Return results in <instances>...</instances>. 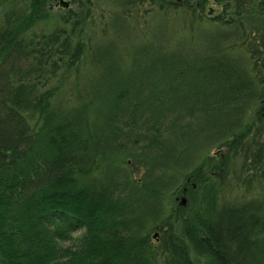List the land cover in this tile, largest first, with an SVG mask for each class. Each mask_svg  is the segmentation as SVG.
<instances>
[{"label":"trees","instance_id":"trees-1","mask_svg":"<svg viewBox=\"0 0 264 264\" xmlns=\"http://www.w3.org/2000/svg\"><path fill=\"white\" fill-rule=\"evenodd\" d=\"M49 1L0 0V264H264V0H111L126 54L82 36L99 0L39 32ZM236 158L261 191L219 201Z\"/></svg>","mask_w":264,"mask_h":264},{"label":"rangeland","instance_id":"rangeland-1","mask_svg":"<svg viewBox=\"0 0 264 264\" xmlns=\"http://www.w3.org/2000/svg\"><path fill=\"white\" fill-rule=\"evenodd\" d=\"M58 2H59V0H57L56 4L60 5V4H58ZM99 3H100V6L96 7L95 10H94L95 23H91L89 26H87L86 31H85V33L82 34V36L84 38L85 37H88V38L91 37L92 38V42H93L92 45H96L97 43H101L102 44L103 42L107 43L110 40L115 41L118 44L119 48H120V53L123 52V53L126 54L129 51L122 50V47L124 45L118 39L119 38L118 37L119 34L124 36L123 33H119L117 36H115V31L116 30L112 29V28H111L110 32H108L107 37L105 36L106 34L104 33V30L107 27V24H105V23L108 21V17L104 18L102 16V14L105 13L107 10H112V9L113 10H120V6L117 7L116 3L112 4L111 0H99ZM256 3H257V1L255 2V4ZM54 5L55 4H53V6ZM225 7L223 6V4H220L216 0H209V3H208L207 8H206V13L209 14L210 12H212L211 15L215 16L221 10H223V8H225ZM71 8H75V6L73 5ZM228 8H229L228 9V13L229 14H232L233 11L237 10V8L234 10V3H233L232 6H229ZM254 8H255V6L252 7V9H254ZM66 11L67 10H65V9H62V10H59V11H57L56 9H52V18L40 21L38 26H37V30L39 32H48L54 26L52 24H55V22L59 19V17L64 15L66 13ZM253 11H254L255 14H259V12H260L256 8ZM184 16L185 15L182 13L181 10L179 12H176V13H173L172 11H170L169 13H165V14L158 13V12L155 11L152 14L149 15L148 18L150 20L148 21V23L152 26L151 28H154V27H156L154 25H155L157 20H159V19H164L165 20V18H167L169 21H172V23H170V25L169 24L167 25V26L170 27L171 31H179L180 29H182L184 27V24H185V21H186V17H184ZM243 18L245 19V17H243ZM174 19H176V20H174ZM249 21L250 20H245L244 21L248 31L251 29L250 25H249L250 24ZM131 24H133V23H131ZM112 27H113V25H112ZM132 27H136V25L133 24ZM141 27L142 26H140L139 28H141ZM119 32H120V30H119ZM237 34L239 36L241 35V33H237ZM234 37H235V32H232V39ZM133 40L134 41H138V42L142 41V40L139 41L138 38H133ZM126 42L129 43V41H127V40H126ZM120 53H119V50H118V54H120ZM91 60H92V58H91L90 54H87L86 58L83 61L84 64L81 66L82 71H81V85H80V87H82V88L84 87L83 84H84V81L86 79V76L88 75L90 70H92V65H91L92 61ZM71 83L72 82L68 81L64 85H62L63 90L65 91V93H69V92L73 91V89L71 87L72 86ZM246 115H247V117H250V118L252 117L251 116V112L250 113L248 112ZM179 149L181 150V146H179ZM226 151H227L226 147H222V148L221 147H210L209 145H206L205 147L199 149L198 154L194 153V159L203 158L207 154V152H209L210 155H212V156H216L217 155V158H218L220 153L222 154V153H224ZM198 155H199V157H198ZM237 160H239V159L236 158L233 161V163L231 162L232 163V167L234 165L235 166L233 168L231 167V169H230V173H229V176H228L229 184L225 186L226 187L225 192L223 194L220 193L219 201L220 200H222V201L226 200L227 202H230V201L242 202V201H245V200H248V199L252 198L253 196H256L261 191V187H260V184H259L258 181H253V185H252L253 188L248 190L246 181H243L242 179L239 180V179L236 178L235 170H237L238 165H239V162ZM139 168L136 169V171L134 172L133 176L138 182H141L142 181L141 179H142L143 174H144L143 173L144 168L142 166H140ZM170 175H172V171H170ZM251 190H252V193L250 192ZM183 197L187 198V196L185 194H181L180 196L179 195H174L173 197L168 196V199H167L168 200V209H167L168 211L167 212L169 214H172V212L174 213L173 210L179 209V207L182 205V198ZM75 236L77 238L78 236H81V233H77V234H75ZM73 243L72 242L68 243L69 244L68 246L72 245Z\"/></svg>","mask_w":264,"mask_h":264},{"label":"flooded vegetation","instance_id":"flooded-vegetation-1","mask_svg":"<svg viewBox=\"0 0 264 264\" xmlns=\"http://www.w3.org/2000/svg\"><path fill=\"white\" fill-rule=\"evenodd\" d=\"M57 2V0H52V1H49V7H50V10L52 11V9H56L57 11H59V10H62V9H65V10H68L67 8H65V7H62L61 5H57L56 4V2ZM70 2H71V6H76L77 5V2L76 1H74V0H69ZM53 4H55L54 6H53Z\"/></svg>","mask_w":264,"mask_h":264},{"label":"water","instance_id":"water-1","mask_svg":"<svg viewBox=\"0 0 264 264\" xmlns=\"http://www.w3.org/2000/svg\"><path fill=\"white\" fill-rule=\"evenodd\" d=\"M58 4H60L62 7L69 8L70 1H68V0H59ZM186 202H187V198L183 197L182 198V205H186Z\"/></svg>","mask_w":264,"mask_h":264}]
</instances>
